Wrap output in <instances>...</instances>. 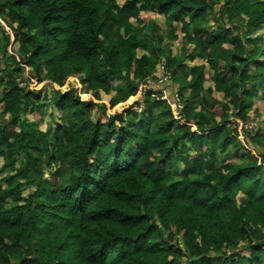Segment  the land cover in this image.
<instances>
[{
  "label": "trees",
  "instance_id": "obj_1",
  "mask_svg": "<svg viewBox=\"0 0 264 264\" xmlns=\"http://www.w3.org/2000/svg\"><path fill=\"white\" fill-rule=\"evenodd\" d=\"M260 102L264 0H0V264H264Z\"/></svg>",
  "mask_w": 264,
  "mask_h": 264
},
{
  "label": "rangeland",
  "instance_id": "obj_2",
  "mask_svg": "<svg viewBox=\"0 0 264 264\" xmlns=\"http://www.w3.org/2000/svg\"><path fill=\"white\" fill-rule=\"evenodd\" d=\"M219 1H220V4H221L222 0H219ZM151 17H152V15H149V13L148 14H143L144 20H149V19H151ZM155 18L157 19L158 23L163 26V18H162V16L155 15ZM180 45L181 44H178V42H175V43H173L171 45V48H170V51L172 53L171 55H174V54H176L178 52V49H179ZM142 54L143 53L141 51H137V55L138 56H141ZM186 64H187V66L191 67L194 64H200V62L199 61H194L192 63L186 62ZM205 79H206V77H205ZM156 82L158 83L157 79H156ZM156 85H160V87H157L156 89L158 91H160L161 93L164 90L168 95H173L175 93V91H176V87L171 85L170 83H168V81L167 82H162V83L156 84ZM203 86H204V89H207V88H209L211 86V84L209 82L205 81V83H203ZM27 88H28V90L39 91L38 92V96H39V98L41 100H43L44 92L46 91L48 93L50 91V89L44 90L42 85L35 86L34 84H31ZM53 88L55 90L61 91L62 93L67 92L70 89H73V90L76 91V94H78L80 96L82 101H88V100L91 99L88 94H84V88L80 86L79 81L77 79H75V78H69L65 82L63 87H61V88L56 87V86L53 87ZM161 89H163V90H161ZM42 90H44V92ZM112 96H113V94H110V95L101 94L100 95V101H97L96 103L105 105L106 111H105V114H103L102 112L94 111L93 112L94 118L99 119L101 121H104L107 116L112 115L113 113H120L122 110L127 109L128 107L133 105V103L135 101L140 99L141 90H139V93L135 97H133L132 99H130L126 103L121 104L119 106H116L115 108L110 110L108 108V102H109V100H110V98ZM214 97L217 100L221 101V95L215 94ZM46 102L48 103L49 106L43 108L42 113L39 114V116L37 114H35L33 116H30V114H27V119L30 120V121L35 122L36 127L40 131L46 130V127H47L48 123L50 122L49 115L51 113H53L52 112L53 111V107H52L53 105L49 101H46ZM171 107H173V108H171ZM171 107L170 108H171L172 114H175V116H177L178 112L176 110V107L175 106H171ZM254 109L258 110L257 115L259 117H257L256 114L253 112V110H251L249 112V114H248L251 120L247 123V125L244 128L245 129H251V130L258 129V130H261V131L264 132V125L262 124V121H264V102L263 103H261V102L257 103L255 105ZM55 115L58 116L57 111H54V116ZM177 118H178V116H177ZM0 122L4 124L7 121H6V119H3V120L0 119ZM191 125L193 126V124H191ZM236 128H237V130L239 132V140H240V142H242L243 141V131H242V124L239 121H236ZM192 130H194L193 127H192ZM50 135H51V133H50ZM48 137H49V135H48ZM179 167L181 168V165H179Z\"/></svg>",
  "mask_w": 264,
  "mask_h": 264
},
{
  "label": "built area",
  "instance_id": "obj_3",
  "mask_svg": "<svg viewBox=\"0 0 264 264\" xmlns=\"http://www.w3.org/2000/svg\"><path fill=\"white\" fill-rule=\"evenodd\" d=\"M153 77L155 78V80L156 79L158 80V84H160L162 82H167L168 81L169 76L166 75L165 70H164V67H163V64H160L159 65L158 71L153 74ZM144 88L145 87H143V88L141 87V90H143ZM162 99L166 100L170 107L171 106H175L176 107V110L178 112V110L180 109V107L178 106L177 96H176L175 93L172 95V99L169 100L168 97L166 96L165 92L163 91V97H162ZM171 108H173V107H171ZM173 115L175 116V114H173ZM177 116H175V117L177 118Z\"/></svg>",
  "mask_w": 264,
  "mask_h": 264
},
{
  "label": "crops",
  "instance_id": "obj_4",
  "mask_svg": "<svg viewBox=\"0 0 264 264\" xmlns=\"http://www.w3.org/2000/svg\"><path fill=\"white\" fill-rule=\"evenodd\" d=\"M156 84H158V83H157V82H152V83H151V85H152L153 88H155V89H156L157 87H160V85H156Z\"/></svg>",
  "mask_w": 264,
  "mask_h": 264
},
{
  "label": "clouds",
  "instance_id": "obj_5",
  "mask_svg": "<svg viewBox=\"0 0 264 264\" xmlns=\"http://www.w3.org/2000/svg\"><path fill=\"white\" fill-rule=\"evenodd\" d=\"M139 90H141V88L139 89ZM142 91V90H141ZM165 92V91H164ZM162 94H163V91H162Z\"/></svg>",
  "mask_w": 264,
  "mask_h": 264
}]
</instances>
